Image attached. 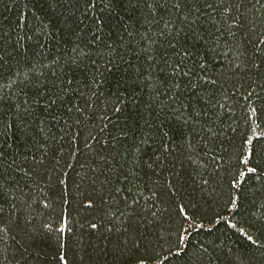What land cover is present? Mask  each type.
<instances>
[{
  "label": "trees",
  "instance_id": "1",
  "mask_svg": "<svg viewBox=\"0 0 264 264\" xmlns=\"http://www.w3.org/2000/svg\"><path fill=\"white\" fill-rule=\"evenodd\" d=\"M0 264H264V0H0Z\"/></svg>",
  "mask_w": 264,
  "mask_h": 264
},
{
  "label": "snow or ice",
  "instance_id": "2",
  "mask_svg": "<svg viewBox=\"0 0 264 264\" xmlns=\"http://www.w3.org/2000/svg\"><path fill=\"white\" fill-rule=\"evenodd\" d=\"M251 170V169H250Z\"/></svg>",
  "mask_w": 264,
  "mask_h": 264
}]
</instances>
